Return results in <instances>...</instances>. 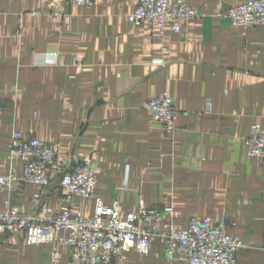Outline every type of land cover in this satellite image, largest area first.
Listing matches in <instances>:
<instances>
[{"label":"crops","instance_id":"1","mask_svg":"<svg viewBox=\"0 0 264 264\" xmlns=\"http://www.w3.org/2000/svg\"><path fill=\"white\" fill-rule=\"evenodd\" d=\"M246 0H187L200 14L166 31L132 26L134 0H0V175L13 130L58 145L70 164L91 157L96 183L72 209L91 217L97 199L122 214L139 205H168L175 225L191 217L224 219L242 243L236 264H264V159L247 154L251 125L264 128V25L247 30L217 16ZM68 16H54L55 12ZM55 56L58 63H52ZM80 57L83 63L71 64ZM163 57L165 65L152 64ZM166 91L177 108L167 130L140 108ZM19 171L21 170L20 162ZM19 183L9 199L23 214L58 212L63 190ZM39 193L40 199L34 200ZM0 193V213L7 210ZM58 235L67 236L66 230ZM67 264L68 248L29 244L22 232L0 235V264ZM112 264H187L153 242Z\"/></svg>","mask_w":264,"mask_h":264},{"label":"built area","instance_id":"2","mask_svg":"<svg viewBox=\"0 0 264 264\" xmlns=\"http://www.w3.org/2000/svg\"><path fill=\"white\" fill-rule=\"evenodd\" d=\"M134 10L128 15L132 26H154L158 33L160 49L167 50L166 31L177 32L180 23L198 18L197 9L187 0H134ZM67 3L95 6L97 0H66ZM54 16L67 14L55 12ZM217 16L228 19L233 26L245 30L264 25V0H246L227 5ZM52 63H58L55 56ZM152 64L163 66V57L154 58ZM82 58H72L71 64L81 65ZM140 108L167 130L174 129L177 108L166 91L142 102ZM249 156L264 159V128L251 125L243 139ZM58 145L27 137L18 130L11 133L6 159L8 171L0 175V193H6L5 212L0 213V235L22 232L26 243H52L68 248L67 264H112L121 260L122 254L133 247L147 253L153 242L165 247L167 255L176 250L184 253L187 264H236V254L242 243L235 235L225 233L226 225H234L232 219H224L213 225L210 218L193 216L186 229H180L173 219V208L168 205L145 207L122 214L116 204L106 205L97 199L94 213L86 217L71 207L74 197H90L96 183V171L91 157L70 164L57 156ZM21 170L19 171V163ZM58 174V184L63 190L64 205L58 212L40 210L37 214H23L9 199V194L19 183H30L50 188ZM40 194L33 196L40 199ZM61 230L68 232L60 236ZM56 252L51 253L52 264Z\"/></svg>","mask_w":264,"mask_h":264}]
</instances>
